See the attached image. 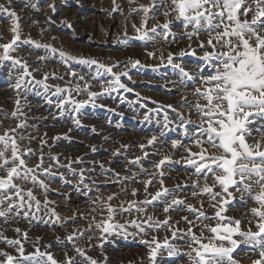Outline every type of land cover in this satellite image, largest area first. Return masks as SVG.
<instances>
[{
    "label": "snow or ice",
    "instance_id": "6c2138e0",
    "mask_svg": "<svg viewBox=\"0 0 264 264\" xmlns=\"http://www.w3.org/2000/svg\"><path fill=\"white\" fill-rule=\"evenodd\" d=\"M134 2L129 0L130 4ZM12 3L13 0H7V6L0 3V14L12 20V39L0 43V67L11 62L9 75L15 72L12 87L16 91L12 112L0 109L4 119L16 121L14 127H4L0 120V218L5 223L23 219L29 224L59 227L64 235H54L52 241L41 245L42 237L30 240L28 231L19 227L13 229L16 238H9L0 230V243L6 245L0 249V264H109L105 245L115 237L128 236L140 238L147 249L148 264L166 261L169 264H239L234 255L238 250H247L246 258L257 257L251 264H264V0H149L147 5L131 9L130 14L143 13L140 26L133 24L136 35L132 37H127L125 30L126 39H118L119 43L129 45L131 40L147 43L157 36L169 43L188 41L177 52L169 51L166 57H160L162 63L166 60L167 65L178 70L182 82L196 83L191 93L195 102L188 101L186 94L181 96L180 107H187V118L172 104L163 106L177 113L176 128L183 139H172L170 147L182 150V154L175 160L171 152L156 150L160 137L152 135L146 143L137 144L140 154L128 155L131 145L121 143L111 150L106 163L92 160L88 162L92 165L90 168L76 167L85 163L87 153L75 159L65 156L64 162L61 161L63 153L54 152L53 148L57 142L70 137L67 133L52 137L47 132L41 134L38 122L49 117L56 120L58 115L50 112L48 116H30L24 111L31 110L26 93L37 89L36 95L42 96L48 105H54L59 116L71 113L72 123L79 128L83 108L89 105L103 108L105 105L97 103L103 96H112L120 90L133 91L121 78L131 81L129 68L144 65L131 58L122 66L119 61L106 64L96 58L72 55L30 35L22 38L20 17ZM113 5L115 12L119 7L116 0ZM25 7L35 9L36 5L25 2ZM49 8L56 11L52 4ZM157 10L164 22L157 21L147 27ZM169 37L173 39L169 41ZM20 44L45 50L47 55L37 57L40 62L58 56L67 71L64 75L45 72L41 79H36L33 72L39 69L29 71L27 60L12 55ZM147 55L153 57L155 53ZM184 57L194 58L195 71L183 66ZM73 63L93 69L87 73L90 80ZM121 67L123 70H119ZM65 75L69 79L64 86L47 83L50 77L64 81ZM91 81L99 83V91L92 90ZM81 94L87 99L75 98ZM193 112L197 116L195 121L191 118ZM149 119L145 115L144 120ZM173 123L165 112L161 137ZM92 130L96 131L94 125ZM103 139L107 141L110 137ZM33 142L38 148L31 146ZM88 147L91 153L98 152L97 145ZM151 156L160 158L149 160ZM32 159L36 162L30 165ZM117 162L128 175L122 176L111 167ZM145 162L151 164V169L145 167ZM173 164L182 165L188 174L183 181L169 187L165 182L171 178L167 169ZM97 166L99 176H96ZM57 180L59 186L52 187V182ZM97 180L116 184L119 191L107 196L97 191L93 199V189L100 187ZM132 184L141 187H130ZM52 193L69 203L73 193L83 196L86 210L77 206L69 209L70 216H63L57 211L58 201L50 199ZM237 202L246 207L249 202L255 205L244 214L246 219L227 214ZM173 213L184 214L175 219ZM77 220L86 221V226L77 225ZM69 222L73 225L70 231L66 227ZM25 243H31L34 250L27 252ZM54 244L60 246L63 259H58L51 250ZM93 248L100 250L102 259L89 255ZM140 264H144L143 259Z\"/></svg>",
    "mask_w": 264,
    "mask_h": 264
},
{
    "label": "rangeland",
    "instance_id": "374dc122",
    "mask_svg": "<svg viewBox=\"0 0 264 264\" xmlns=\"http://www.w3.org/2000/svg\"><path fill=\"white\" fill-rule=\"evenodd\" d=\"M25 2L29 5L35 4L36 8L25 7ZM0 3H5L7 6V0H0ZM148 3L149 0H135V2L131 4L129 0H116V5L119 7L117 11L113 12V0H13L12 8L20 17L19 24L21 32L23 33L22 38H27L30 35L34 40H38L42 43H50L57 49H62L72 55L85 58H96L106 64H115L119 61L122 66L131 58L133 60H140L141 65H144V67L138 66L135 69L129 68V75L132 78L131 81L125 77L121 78L122 82L133 89V91L125 92L120 90L118 93H113L112 96H103L97 101L98 104L105 105L103 108H93L91 105L83 108L80 112L82 126L79 128L72 123L71 113H65L63 116H59L58 110L55 109L54 105H48L42 96L36 95L37 89H32L26 93L27 101L31 105V110L29 111L28 108H25L24 111L29 112L30 116H48L50 112L58 115L56 120L49 117L48 120L39 121L40 133L47 132L49 137L67 133L70 137V140H61L57 142L56 147L53 148L54 152L63 153L61 156L62 162H64L65 156H71L75 159L76 156L87 153L85 156V163L76 167L82 166L90 168L92 165L88 162L92 160H101L106 163L111 154V150L119 147L121 143L131 145L128 149V155H138L140 154V150L137 144L146 143L147 138L152 135L160 137L156 142V150L161 153L171 152L175 160L180 158L182 150H172L170 147V141L172 139H183L180 135V131L176 128V124L178 123L177 113L163 106L172 104L178 111H183L186 118L188 109L186 106L184 108L180 107V104L183 103L181 100L182 93L174 90V87L164 89V87L168 85L167 83L171 84L176 82L175 76L179 74V72L170 65H167L166 60L162 63L160 57L161 55L166 57L169 51L173 53L177 52L179 48L186 46L188 41L186 39H181L176 43H169L164 41L162 36H157L154 41H149L147 43L131 40L129 45H123L118 42V39H126L124 35L125 30L127 31V37L136 35L133 24L137 27L140 26L143 13L131 12L130 14V10L138 8L140 4L147 5ZM50 4L55 6V12L49 8ZM25 13L27 17H29V21H32L35 25L31 31H26V29L22 27L24 25L21 23V16L25 15ZM149 15L152 16L153 13L150 12ZM49 17L51 20H49ZM157 21L160 23L164 22V17L159 10L155 11V18L149 19L147 27H152ZM11 25V18L5 14H0V43H7L12 39V33L10 31ZM68 25H71V27H68ZM33 30L36 31V34ZM157 31L160 32V29H157ZM173 31L179 33L181 29L173 28ZM53 37H55V39H53ZM148 52H154L155 56L149 57L147 55ZM12 55L23 57L27 60L30 65L29 71L39 69V72H33L36 79H41L45 72H56L57 75H64L67 71L66 66L58 56L49 57L44 62L38 61V56L47 54L45 50L36 49L32 45L20 44L17 51L13 52ZM186 58L189 61V59L192 60L193 57L183 58V66L187 68L190 67L191 62L184 61ZM31 59L32 61H29ZM177 62L181 61L178 60ZM73 67L82 75H85L86 79L90 80V76H88L87 73L92 72L93 69H90L86 65L75 63H73ZM10 68L11 62H6L5 67H0V109L9 114L14 108V100L16 99V91L12 87L15 83V72L10 76ZM119 70H123V68L121 67ZM68 79L69 77L66 75L64 76V81L50 77L47 83L52 86H64L65 81ZM73 82L75 83V81ZM186 82L189 83L190 81ZM91 83L93 91L100 90L98 82L91 81ZM54 90L53 87L52 91ZM181 91H183V95H187L188 101L195 102V97L191 95L192 92L188 90ZM136 93L140 94L139 97ZM75 98L87 99V96L81 94ZM52 99L55 101L56 97H52ZM153 101H155V103H153ZM109 109H115V111H109ZM165 112L168 113L169 118L172 119L174 123L170 126V130L161 137L160 132ZM145 115L150 117L148 121L144 120ZM191 118L194 121L197 119L195 112H193ZM0 120H3L4 127H8L9 125L14 127L16 123L15 120L4 119L2 113H0ZM157 121H159V123ZM93 125L96 128L95 132L92 130ZM69 129H71V132H69ZM33 134L35 135L36 133ZM104 136H109L110 139L105 141L103 139ZM49 142L51 143V141ZM185 143H188V141L185 140ZM92 144L98 146V152L95 154L91 153L88 147V145ZM31 146L34 149L38 148L36 142H33ZM105 149H107V151H105ZM148 150L153 151L151 148ZM196 150V148H193V151ZM45 152H47V149H45ZM159 158L158 156H151L149 160H157ZM35 162L36 160L32 159L29 161V164L33 165ZM111 167L116 168L122 176L128 175L118 162L112 164ZM145 167L151 169V164L145 162ZM61 170L63 171V169ZM167 170L171 178H166L165 182L169 187L183 181L188 174L180 164H173L169 166ZM99 175L100 169L97 166L96 176ZM96 176L93 178H96ZM97 183L100 184V187L98 190L95 188L93 189V199L97 191L105 196L113 191H119V186L116 184H104L100 180H97ZM58 186V180L52 182V187L55 188ZM130 187H141V185L132 184ZM151 190L154 191V189ZM187 194L190 195V190H187ZM123 198L124 197L121 196V199ZM50 199L58 201L59 206L57 207V211L63 216L71 215L69 209L74 210L79 206L81 210H86L87 207L85 198L83 196H77L75 193H73L70 203L58 197L55 193L50 194ZM191 202L195 203V201ZM113 203H116V201ZM238 205L244 206L237 202L235 208L230 210L227 214L241 219L243 213H247L250 207L255 206L251 202H249L247 207L244 206L243 209L238 208L240 207ZM183 214L184 213H173L172 215L175 219H179L180 215ZM209 214H211V210H209ZM244 219H246V217H244ZM76 223L80 226H86L87 222L77 220ZM72 226L71 222L66 225L69 231ZM180 226L185 227L183 224ZM16 227L28 231L30 240H35L38 236L42 237L40 241L41 245L52 241L54 235H64V232L59 227L53 228L36 222L29 224L28 221L23 219L5 223L3 218H0V230L4 231L5 236L16 238L17 234L13 231ZM242 227H246V225L242 223ZM129 231L135 230L129 229ZM159 235L162 238L163 233ZM80 243L83 244L84 241L81 240ZM4 248H6V245L0 243V249ZM25 249L27 252L34 250L31 243H25ZM6 250L15 254L14 250L11 248H7ZM51 250L56 253L58 259H63L60 246L54 244ZM104 251L109 257V264H130V262L131 264H140L141 259H143L144 264H148L147 249L140 243V238L138 236H128L127 238L115 237L110 243L105 245ZM99 252L100 250L98 248H93L89 252V255L102 259V257L99 256ZM246 252L247 250H238V254H234L239 264H251V260L257 258L256 256H252L251 259L246 258ZM77 259H79V257ZM165 264H169V262L166 261Z\"/></svg>",
    "mask_w": 264,
    "mask_h": 264
},
{
    "label": "built area",
    "instance_id": "2783aa9c",
    "mask_svg": "<svg viewBox=\"0 0 264 264\" xmlns=\"http://www.w3.org/2000/svg\"><path fill=\"white\" fill-rule=\"evenodd\" d=\"M172 38L171 37H169V41L171 40ZM187 61V62H191L190 64V67H187L186 69H191V71H195L196 70V68H195V62H194V58L191 60V59H189V61L187 60V58L186 59H184V61ZM175 79H176V82H173V83H167L168 85H166L165 87H164V89H166V88H168V87H174V90H177V92H180V93H182V95H183V91H181V90H188V91H190V92H193L194 91V89H195V87H196V83L194 82V81H190L189 83H187L186 81H183L182 82V78H181V76H180V74H177L176 76H175ZM178 95V94H177ZM191 98H192V96H191ZM238 206H240V207H238V208H244V206H242V205H238ZM242 219V218H241ZM244 219V218H243Z\"/></svg>",
    "mask_w": 264,
    "mask_h": 264
},
{
    "label": "bare ground",
    "instance_id": "6f19581e",
    "mask_svg": "<svg viewBox=\"0 0 264 264\" xmlns=\"http://www.w3.org/2000/svg\"><path fill=\"white\" fill-rule=\"evenodd\" d=\"M19 10V9H18ZM20 12H21V9H20ZM21 23L24 25V26H22L23 28H25L26 29V31H31L32 29H33V27L35 26L34 24H33V22L32 21H29V17H27V15H26V13H25V15H22L21 16ZM36 29V28H35ZM34 31V30H33ZM35 32V34H36V31H34ZM45 35V34H44ZM29 54V53H28ZM26 57V56H25ZM29 61H32V59L31 60H29ZM33 64V63H32ZM145 78V77H144ZM243 209V208H242ZM245 213H243L242 214V219L245 217V216H243Z\"/></svg>",
    "mask_w": 264,
    "mask_h": 264
}]
</instances>
